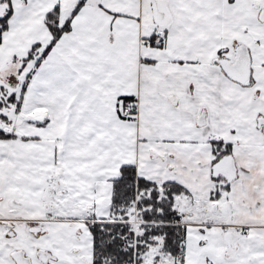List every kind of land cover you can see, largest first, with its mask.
<instances>
[{"label": "snow or ice", "instance_id": "obj_1", "mask_svg": "<svg viewBox=\"0 0 264 264\" xmlns=\"http://www.w3.org/2000/svg\"><path fill=\"white\" fill-rule=\"evenodd\" d=\"M0 264H264V0H0Z\"/></svg>", "mask_w": 264, "mask_h": 264}]
</instances>
